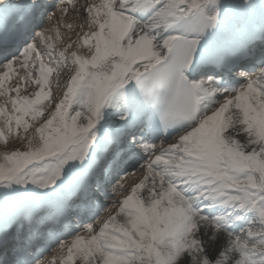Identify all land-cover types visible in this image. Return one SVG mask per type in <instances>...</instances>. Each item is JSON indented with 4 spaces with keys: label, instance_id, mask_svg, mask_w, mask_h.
Wrapping results in <instances>:
<instances>
[{
    "label": "snow or ice",
    "instance_id": "obj_1",
    "mask_svg": "<svg viewBox=\"0 0 264 264\" xmlns=\"http://www.w3.org/2000/svg\"><path fill=\"white\" fill-rule=\"evenodd\" d=\"M67 3L0 0V264H264V0Z\"/></svg>",
    "mask_w": 264,
    "mask_h": 264
},
{
    "label": "rangeland",
    "instance_id": "obj_2",
    "mask_svg": "<svg viewBox=\"0 0 264 264\" xmlns=\"http://www.w3.org/2000/svg\"><path fill=\"white\" fill-rule=\"evenodd\" d=\"M83 20V19H82ZM65 22V21H64ZM59 23V22H58ZM63 25H66L65 23H62ZM61 24V25H62ZM84 24V23H83ZM60 25V26H61ZM65 32H67V30L65 31ZM69 32V31H68ZM71 32V31H70ZM80 32H84L83 30H81ZM79 32V33H80ZM78 33V34H79ZM65 34V33H64ZM77 34V35H78ZM74 36H75V33H74ZM57 37H58V35H57ZM56 37V38H57ZM55 38V40H56V42L58 43L60 40H64V36H63V38H62V35L59 37V38H57L56 39ZM54 40V41H55ZM72 40V39H71ZM78 38H75L74 40H73V43H75V46L74 47H72L71 49H68V51L69 52H71V51H74V49L76 48V46L78 45ZM72 43V44H73ZM53 44H55L54 45V47H56V48H58V49H61V50H63V47H66V45H68L69 43L68 42H66L65 41V43H63V44H61L60 42L58 43V44H56V43H54L53 42ZM57 45V46H56ZM48 63V59H47V61H46V64ZM38 65V64H37ZM71 63H70V61H69V63H68V66L67 67H65V68H62V70H61V72H59V74H57L56 76H58V78H57V81L55 80V82L53 81L54 80V78H53V76H51V78H53V80H52V82L56 85V88L55 87H53V89H52V94H53V96H54V98H58L57 97V95L59 94V92L61 91V93H62V90H65V85H66V80H68L69 78H70V74H71V72H70V69H71ZM55 73V72H54ZM61 78V79H60ZM14 82H16V79L15 80H13ZM53 83H52V86H53ZM37 87V86H36ZM52 88V87H51ZM25 89H27V87H25ZM27 90H29V89H27ZM31 90V89H30ZM54 90V91H53ZM56 91V92H55ZM23 94L24 95H29V96H31L32 95V92L30 93V92H28V94L27 93H25V91H23ZM31 94V95H30ZM13 95H14V93H13ZM20 95H22L21 93H20ZM3 98L4 97H0V103H3ZM6 99V98H5ZM7 107L8 108H11V104H8L7 105ZM30 123H35V122H32V121H30ZM32 130L33 129H29V132L28 133H23V130H21L22 132H21V135H24V136H30V134H31V132H32ZM20 139H18V138H15V136L13 135V136H10V137H8V144H7V147H8V149L9 150H13V147L14 148H16V146H17V144H20V143H23L21 140L19 141ZM24 142H26V141H24ZM3 147H5V145H4V142H3ZM141 175V174H140ZM128 180H130L131 181V179H130V177H129V179ZM121 183H125L124 181L123 182H121ZM110 190V189H109ZM118 198H115V199H119L120 197L119 196H117ZM110 201V200H109ZM111 202V201H110ZM108 205H110V203L108 204ZM112 211H113V209H112ZM105 213H106V211H105ZM58 250V249H57ZM56 252H57V254H56ZM59 255V250L58 251H52V252H50V256H51V258H47L46 257V259H48V260H51L52 258H53V256L54 255ZM48 255V256H49ZM55 257V256H54Z\"/></svg>",
    "mask_w": 264,
    "mask_h": 264
},
{
    "label": "bare ground",
    "instance_id": "obj_3",
    "mask_svg": "<svg viewBox=\"0 0 264 264\" xmlns=\"http://www.w3.org/2000/svg\"><path fill=\"white\" fill-rule=\"evenodd\" d=\"M65 28H66V25H63V24H62L61 26L58 25V27H57V29L59 30V33L57 32V29L55 30V32H54V31H51L50 34H49V35L51 36V41H50V42H51V43L54 42V43L58 44L60 41L57 43L56 40H55V38L57 37L58 34H59V37L62 35V38H63L65 31L68 30V29H65ZM84 29H85V30H83L84 32L88 30L87 27H85ZM78 33H79V32H77V34H78ZM77 34H76V35H77ZM56 39H57V38H56ZM54 40H55V41H54ZM77 43H79L80 45H82V40H80V37L78 38V42H77ZM69 44H70V43H69ZM54 45H55V44H54ZM56 46H57V45H56ZM64 48H65V47H63V49H64ZM55 49H56V50H61V49H58V48H56V47H55ZM74 51H78L79 54H86V53H87V49H86L85 47H83V46L78 47V45L76 46V48L74 49ZM61 70H62V69H60L58 72H55L56 75L59 74V72H61ZM21 76H22V75H21ZM57 77H58V76L54 77V80H53V78L50 77V87H52L51 89H53V87L56 88V85H55L56 83L54 84V83L52 82V80H53L54 82H55V80L57 81V79H56ZM60 79H61V78H60ZM52 83H53V86H52ZM23 85H24V84H22V86H23ZM24 90H25V87H24V88L22 87V89H21V94H22V96L24 95V94H23V91H24ZM37 90H38V89H37ZM37 90H36V91H37ZM53 91H54V90H53ZM63 91H64V90H63ZM63 91H62V93H63ZM55 92H56V91H55ZM33 93H34V92H33ZM33 93H32V94H33ZM62 93H61V95H59V97L62 96ZM14 94H15V93H14ZM4 98H5V97H4ZM45 103L47 104V102H45ZM8 109H11V108H8ZM45 114L47 115V111H46ZM0 127H3V118H0ZM21 132H22V131H21ZM32 132H33V130H32ZM32 132H31L30 135H32ZM14 136H15V135H14ZM15 138H17V137L15 136ZM19 141H20V140H19ZM24 143H26V142H23V143L17 144L16 148L13 147V150H15V149H21V150H23V144H24ZM2 144H3V141H0V151H3V150H4V147H3ZM164 146H166V145H164ZM129 177H130V176H128V179H129ZM126 180H127V179H126ZM126 180H124V182H126ZM134 181H135V180H134ZM110 190H111V189H110ZM105 201L108 202L109 200H105ZM109 202H110V201H109ZM54 251H58V250H54ZM56 253H57V252H56ZM51 256H52V255H51ZM51 256L49 255V256H47V258H51ZM56 256H57V255H56ZM53 257H54V256H53Z\"/></svg>",
    "mask_w": 264,
    "mask_h": 264
}]
</instances>
